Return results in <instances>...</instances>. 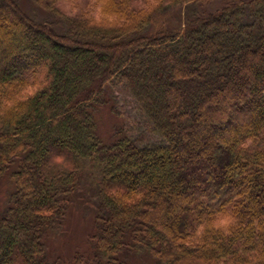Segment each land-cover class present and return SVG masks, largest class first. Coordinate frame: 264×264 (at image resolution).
<instances>
[{
  "label": "trees",
  "instance_id": "1",
  "mask_svg": "<svg viewBox=\"0 0 264 264\" xmlns=\"http://www.w3.org/2000/svg\"><path fill=\"white\" fill-rule=\"evenodd\" d=\"M32 1L63 29L0 0V264H54L45 237L83 160L99 170L93 231L67 264H130L129 251L145 264H264V0L151 31L166 5L209 0H99L100 19ZM113 85L159 142L122 126L100 139L94 113Z\"/></svg>",
  "mask_w": 264,
  "mask_h": 264
},
{
  "label": "rangeland",
  "instance_id": "2",
  "mask_svg": "<svg viewBox=\"0 0 264 264\" xmlns=\"http://www.w3.org/2000/svg\"><path fill=\"white\" fill-rule=\"evenodd\" d=\"M226 1L231 0H209L203 4H194V6H190L189 3L176 6L166 5L163 10L153 14L148 31L157 26L177 27L183 25L186 17H191L198 12H215ZM100 3L99 0H61L59 9L68 14L83 12L90 17L100 19L102 18V5ZM18 4L24 13L37 21H49L51 19L57 24L59 31L63 29L61 16L44 11L32 0H18ZM104 96L109 100V103L94 113L100 139L105 143L113 141L116 127L122 126L140 145L160 141L159 136L151 131L146 118L136 110L135 101L128 90L121 85H113L108 91H105ZM111 106L116 108L118 115L111 112ZM65 166L71 167L69 162L65 163ZM79 168L81 170L80 190L76 196H72V202L64 222L59 227L49 231L45 237L46 248L48 254L54 257V264H67L77 251L82 252L84 248L88 247L87 236L93 231L92 199L89 196L94 191V187L89 182L92 181L93 176H97L99 170L96 165L89 164L87 160L81 161ZM10 189L11 184L8 178L0 180V210L6 203ZM126 260L130 264H145L153 261L146 253L131 251L126 254Z\"/></svg>",
  "mask_w": 264,
  "mask_h": 264
}]
</instances>
